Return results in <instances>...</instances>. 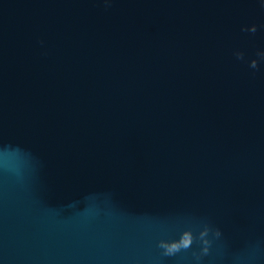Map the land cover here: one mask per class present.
I'll return each instance as SVG.
<instances>
[{"label": "water", "instance_id": "water-1", "mask_svg": "<svg viewBox=\"0 0 264 264\" xmlns=\"http://www.w3.org/2000/svg\"><path fill=\"white\" fill-rule=\"evenodd\" d=\"M0 264H264V0H0Z\"/></svg>", "mask_w": 264, "mask_h": 264}]
</instances>
